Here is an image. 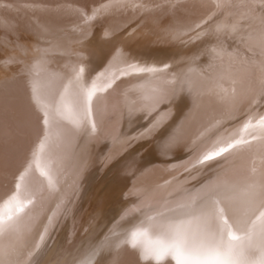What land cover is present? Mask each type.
I'll return each mask as SVG.
<instances>
[{
	"label": "bare ground",
	"instance_id": "obj_1",
	"mask_svg": "<svg viewBox=\"0 0 264 264\" xmlns=\"http://www.w3.org/2000/svg\"><path fill=\"white\" fill-rule=\"evenodd\" d=\"M171 23L180 26L191 24L196 25V28H203L204 31H201V34L199 31L194 32L192 35L193 37L190 36V33V35L188 34L195 40H197L196 38L199 39V37H202L200 35L205 37L204 35L208 33H219L229 36L232 39L235 38V41L236 39H240L249 44H258L257 48H262L260 44H264V0H0V34L15 38H19L21 35H24L26 38L30 30L38 26L47 27L49 30L50 28L51 30H55L54 28L60 29L68 27L69 29L85 26L88 28L87 31L89 30V33L86 31L88 33L87 36L92 38V41L87 44L86 42L88 41L85 40L86 42L76 47L86 48L87 46L93 45L96 48H100L98 51L101 52L100 50H103L105 45L108 44L106 34L109 33L112 35V33H114L113 36L108 35L109 38L112 37L111 39H113L108 44L109 51L117 52L122 48L124 53L132 55L134 50L132 49V43H134V41L129 42L131 35L134 34L133 36H137L142 33L143 29H146L147 33L150 34L154 41L140 49L138 54L135 53L136 55H134V58L138 60L152 59L156 57L159 52L171 53L173 50L170 46L172 45L168 43V41H174L172 42L173 45L175 41H177L175 46L179 47L180 42H178V38H185V36H180L181 31L179 29L177 30L180 31V35L174 28L171 29ZM108 26L111 27L105 29V27ZM141 27H143V29ZM40 29L42 30V28ZM67 31H73V29ZM31 32H33V30ZM87 33H84V35ZM51 34L53 33H50V36H52ZM59 34L60 33H58V35ZM67 34L69 33L67 32ZM30 35L28 36L29 38ZM42 35L43 36L40 35V38L45 37L44 34ZM60 35H62V33ZM80 35L82 34L80 33ZM87 36L85 35V37ZM226 36L223 37L226 39ZM40 38L39 40H41ZM206 39H208L207 35ZM3 40L5 41V39ZM182 40L180 41L182 42ZM195 40L192 41V43L188 41L189 45L193 46L194 49V42L200 41ZM207 41L212 44L210 39ZM11 42L12 44L9 43L13 45V41ZM216 42L217 41H215V43ZM229 42H226L228 43L227 45H229ZM68 43V40H63L62 42H58V45L66 46ZM201 43H203V41ZM204 44L207 45V43ZM234 44L235 43L232 45ZM16 45L18 46V44ZM212 45H210V47ZM3 46L5 47L6 45ZM183 46H186V44ZM36 47L43 48L41 46ZM199 47H201V45ZM221 47L223 50H226L231 46L227 47L224 43V45L221 44ZM243 47L247 48L248 45L244 43ZM253 47L255 48L256 46ZM239 49L241 50V46ZM247 50L245 51L247 52ZM261 50H263V48ZM211 51L212 50H210L209 53H211ZM245 51L244 53L247 55ZM254 51L252 53L254 56H258L259 62L257 63L262 65V70L256 69L255 71L252 64H248L245 67L244 63L242 66L238 63L239 61L230 67V64L228 65L225 61L221 64L208 67L207 70H204L206 72H202V69L201 71H193L191 75L193 82L186 87V92L189 97L201 103V109L199 114H196L193 119H189V121L185 122L184 126H181L185 128L188 127L185 129L187 133L189 130L195 131L197 129L198 131L199 129L203 131L204 128L206 129L207 127L210 129L209 127L215 115L231 106L234 108V104H239L236 106L238 108L240 104L249 102L252 94L258 91L257 89L262 85V82H264V52ZM235 52L233 54L236 55ZM67 53L68 51L66 54ZM101 53H103V51ZM230 53H232V51H230ZM239 53L241 52L239 51ZM244 53L242 52V54ZM61 56L62 55H60V57ZM211 56L212 55L209 54L207 57ZM107 57L108 56L105 58ZM95 58L96 60H94L97 62L99 57ZM188 58L191 57L189 56ZM11 60H13V57ZM106 60L104 59L103 61ZM249 60L248 58L247 61ZM82 61L84 62V60ZM95 61L91 62L95 63ZM117 62L120 63L119 61ZM112 63H114V61ZM127 63L125 62L124 65ZM84 66L82 65L81 67ZM90 66H92V63ZM105 66L102 67L106 68ZM113 66H119V64ZM98 69L99 68H97V70ZM168 69L169 68H167V70ZM83 70L84 69H82L81 72ZM103 70L104 69H101L99 71L102 72ZM120 70L121 73H123L122 69ZM90 71L92 70H89V72ZM95 71L96 70H94V72ZM73 72L74 71L71 73L73 74ZM74 73L76 74V72ZM158 74L159 72L157 75ZM78 75L79 74L76 76ZM135 75L136 74H134V77ZM152 75L151 77L145 76L144 74L138 76H142L141 79L143 80L147 79V81H151V78H157L156 74H154L155 76L153 75L154 77ZM48 76H52V74ZM117 76L118 75L115 73L111 76H104L105 78L99 76L102 78L99 80H92L94 77L92 79H88V77H80L78 79L77 77L75 78L77 80L64 79V77H61V79L57 78V80H52L51 78V80L44 85V88L42 87L40 90V109L35 113L36 116L22 122L23 126L18 135L15 134L12 135V137L10 135L8 140H4V142L1 141L2 143L0 142V256L6 255L7 258L9 257L8 259L10 261L12 258H23L29 260L27 263L32 262V260L43 253V251L53 243L55 238L59 236L58 234L62 232L67 218L74 216L77 218L80 213H82L88 200H91L90 198L95 189H97V185L102 181L103 175L106 173L112 160H115L116 149H118L117 147L119 145V134L123 126L125 127L124 124H126L125 122L127 121H124L123 118L128 120L131 119L133 116L132 112L136 106H139L138 104L141 105L142 102L148 99H154V97L158 96L154 90L149 87L145 88L143 84V86H140V84L132 85L130 82L128 84L126 80L127 83L123 82L124 79L123 81L117 79ZM49 78L50 77H48V79ZM15 79L17 80V78ZM136 79L137 78H135V80ZM138 79L140 78L138 77ZM5 82L3 81L4 85ZM15 82L17 84L18 81ZM260 88L262 89V87ZM262 91H264V89H262ZM255 98H251L250 102L254 101L253 99ZM2 101L4 100L2 99ZM260 104L262 106L264 105L262 103ZM255 107H257V105ZM242 108L244 111V107ZM142 111L144 110H140L139 113H142ZM229 111H231V109ZM236 111L237 110L233 112ZM259 111L257 113H259ZM254 113H252L253 116ZM229 115L231 117V113ZM140 116L139 114V117ZM245 118L247 119V117ZM162 120L160 119V122H162ZM233 120L234 118L231 121ZM140 123L141 122H139V124ZM144 123L145 121L143 119L142 125H144ZM149 123H151V121ZM231 123L232 122H230V124ZM217 124L219 123L217 122ZM126 125L130 124L128 123ZM166 125L167 124H165V126ZM133 126H135V124ZM11 128L14 129L13 127ZM244 129H246V127ZM218 130L221 131V128ZM212 132H214V130H212ZM133 133L135 134V131ZM215 133L217 134L218 132L216 131ZM219 133L217 135H219ZM145 134L147 135L148 132ZM185 134L170 135L169 133L167 136L158 137L154 141L153 146L158 159L162 161L175 155H180L192 141L195 142L197 140L195 134H191L190 136ZM252 134L253 133H250V135ZM238 135L241 136L240 133ZM262 136L260 135V138L253 136L256 140H253L251 143L249 142L252 140H249L246 145L242 143L244 141L238 140L237 138V141H241L240 143L243 145H238L239 147H236L234 144L236 143L235 141L232 143L235 147L231 145L233 147L231 148L227 145L226 147L230 149H227L224 154L216 156L215 159L212 160V166L206 170L207 172L205 171L206 173H203L202 176L200 174L197 181L189 187L185 186L184 189L173 188L169 189L167 192L164 191L165 193L160 191V194L162 192V196L153 197L155 200L150 198L149 202H151V200L153 201L150 204L143 197L140 199L137 197L138 200H134L135 203L133 206L130 205L131 201L128 203L123 199L124 202H127L125 205L127 206L129 204L130 206H127L125 209L121 210V212L117 211V213L119 212L118 215L115 214V211L114 214L116 216L113 220L117 222L114 223L113 226L112 222L106 224L107 227L98 233V238L100 239L97 249L98 252L95 262H93V260L91 262L93 264H264V215H262V213H264V137ZM206 137L209 136L206 135ZM214 137L216 138L217 136L214 135ZM242 137H245V135ZM145 139L143 140L147 142ZM209 139L212 138L209 137ZM209 139H206V142L208 141L209 143ZM204 141L205 140H203V143ZM221 141H218V143ZM54 145L56 155L52 157L48 150L52 149ZM131 145H133V143ZM205 145L207 144L205 143ZM141 146L140 149H142ZM203 146L204 145H202L201 148ZM124 147L127 148V146ZM133 152H135V150ZM137 153L139 152L137 151ZM205 153L204 151V155L206 156ZM202 154L201 152L200 159L202 158L204 161ZM143 155L141 156L144 157ZM187 155L189 156V154ZM198 155L200 156V154ZM190 157L188 158L190 159ZM196 158H198V156ZM133 160L137 162L138 158ZM150 160L152 159L150 158L149 162H151ZM196 162L197 161L194 163ZM151 163L153 164V162ZM194 163L191 165H194ZM188 164H186V166ZM149 165H147V168H149ZM179 165L183 166L182 164ZM155 169L158 170L159 168ZM169 169L167 168V170ZM157 170H155L156 173L162 171L160 169L159 171ZM135 173H137V171ZM142 173L143 172H141V174ZM164 173L166 175L165 171ZM160 178L161 177H159V180ZM143 182V184L146 183L145 181ZM126 184L127 183L124 185ZM151 185H153V182H151ZM142 187H140V189ZM178 187L179 186H177V188ZM156 188L155 191H157ZM161 188L163 187L161 186ZM151 189H153L152 186ZM151 189L149 188L146 191L142 190L144 193L141 195L145 197V193L149 192ZM157 189L159 190V187ZM136 191L138 192L139 190ZM136 196L138 195L135 194L134 197ZM148 196L150 197L151 195H147V198H149ZM222 196H227L231 204V210L225 208L224 212V220L227 226L223 224L218 226L212 217L206 219L203 215L210 199L213 197L221 199ZM126 199H128V197ZM119 207L121 209L123 206ZM220 207H225L223 200H221ZM115 209H117L116 206ZM233 215L240 222L239 227L233 223L231 218ZM111 217L112 216L109 218L112 219ZM118 223L121 226H118ZM72 226L73 224L71 227ZM72 228H74V226ZM133 233H135L134 238ZM133 243L135 247L132 246ZM142 255H146L149 258L147 260L142 259ZM157 256L160 258L156 259L155 257ZM14 263L16 264V262Z\"/></svg>",
	"mask_w": 264,
	"mask_h": 264
},
{
	"label": "rangeland",
	"instance_id": "obj_2",
	"mask_svg": "<svg viewBox=\"0 0 264 264\" xmlns=\"http://www.w3.org/2000/svg\"><path fill=\"white\" fill-rule=\"evenodd\" d=\"M170 25H171L170 26L171 29L174 28V30L178 31L177 32L178 34L181 31V33H180L181 35L179 34L181 37L185 36V38L183 37L184 39L178 38V42H180L179 47L175 46L177 41H175L174 45L172 43L174 41H172V42L168 41V43H170L172 45V46H170V48L173 50L171 53L170 52L169 53L159 52L156 57H153L152 59H146V60H138V59L134 58L135 57L134 55H136L135 53L138 54L140 49L151 44L154 41L153 38L150 36V34L147 33L146 29H143V27H141L143 29L141 34H139L137 36H133L134 35L133 34V35H131V39L129 40V42L134 41V43H132V45H133L132 49H134L132 55L124 53V50H122V48L119 49L117 52L109 51L108 44H109V42H111L113 40V39H111L112 37L111 38L108 37V35H110L109 33L106 34V38H108V39H106L108 44L105 45L103 50H100L101 52L103 51V53L98 51L100 48H98V47L96 48L93 45L87 46L86 48L76 47V46H79L80 44H82L83 42L88 41V42H86L88 44V43H91V41H92V38H89L87 36L89 33V30L87 31L88 28H86L85 26L77 27L79 29H77L75 27L77 31L75 30V28H69L71 30L73 29V31H67V30H69L68 27L67 28H60L61 31L59 28H54L55 30H57V31H55L53 29L51 30V28L49 30L47 27H44V26H41V27L38 26L35 28L31 27L32 29L29 32V35L31 34L30 38L28 37L29 35H27L26 38L24 37V35H21L22 37L20 36L19 38H15V37L5 36V35L0 34V139H1L0 142L1 141L4 142V140H8V138H10L9 137L10 135H11V137H12V135H15V134L18 135V133H20L22 126H23L22 122L24 120L27 121V120L31 119L32 117L36 116L35 113H37L38 110L40 109V107H39V104L41 101L40 90L42 87L44 88V85L47 82H49L51 80V78H52V80H57V78L61 79V77H64V79L77 80V79H75L77 77H78V79L80 77L81 78L88 77V79H90V78L92 79L94 77L92 80H99V79H102L104 76L105 77L109 76V75L111 76L112 74L115 73L116 75H118L117 79H120L122 81L124 79L123 82H125V83L128 82V84L130 82V84H132V85H136V84H138V85L140 84V86L144 85L145 88L149 87L150 89L154 90V92H156V94L158 95L157 97H154V99H150V100L148 99L145 102H142L141 105L138 104L139 106H136L132 112L133 116L131 117V119L128 120L126 118H123L124 121L127 120L125 123L126 124L129 123L130 125L124 124L125 127L123 126V129H121L120 134H119L120 138L118 141L119 145L117 147L118 149H116V156L114 157L115 160L114 159L112 160V163L110 164L106 173L103 175L104 177L102 178V181L97 185V187H96L97 189H95L92 197L90 198L91 200H88L85 207L83 208L82 213H80L81 216L79 215L77 218L75 216L70 217L71 219L68 217L65 224H64V227L62 229V232L60 234H58L59 236H57V238H55L53 243H51V245H49L45 249V251H43V253L38 255V257L35 256L36 258L34 257L35 259L32 260V262L27 263V261H29V260L28 259L25 260L23 258H21V259H14V258L11 259L10 258L11 259V261H10L8 259L9 257L7 258L6 255H4V256L2 255V256H0V264H15L14 262H16V264H20V263L21 264H93L91 261L93 260V262H95V258L97 256V252H98L97 251L98 244H99V240H100L98 238V233L102 229H105L107 227L106 224H109L110 222H112L113 224L112 223L111 224L113 226L114 223L117 222L116 220L115 221L113 220V218L116 215H118V213H119V212L117 213V211L121 212V210L125 209L127 206H130V205L133 206L135 201H136L135 199H137V197L139 199L141 197H143L150 204L151 202H153L152 200H155L154 198H156V196L157 197L162 196V192L165 193L169 189H173V188L174 189L175 188L176 189H180V188L184 189L185 186H187V187L191 186L192 184H194L197 181V178H199L200 174L202 176V174L203 173L205 174L207 172L206 170H208V168H210V166H212V164H213L212 160H214L215 157L217 156V155H215L216 152H222L220 155L224 154L226 151H220V150L221 149H230V148H227L226 146L228 145V147H229V145H233L232 143H234V141L236 142L234 144L237 147L238 145L239 146H241L243 144L246 145V143L249 142V140H252L249 143L253 142V140H256L254 137L260 138V135L261 136L263 135L262 137H264V105L262 106L260 104V103L264 104L263 103L264 102V91H262V89H264V84H263L264 82H262V85L260 86V87H262V89L259 87L257 89L258 91L256 90L258 93L255 92L251 96V98H253V97L257 98V99L256 98L253 99L254 101L256 100L255 102L254 101L250 102V100H251V98H250L249 102H247L245 104H240V106H238V108L236 106L239 104H236V105L234 104V108H233V106H231L230 108L223 110L222 112H220L221 114L218 113L217 115H215L213 117L212 123L209 127L210 129H208V127L206 129L204 128L203 131H200L198 129L199 132L197 131V129L195 131L189 130L187 133L185 129L188 127H186V128L181 127V126H184L185 122L189 121V119L191 120L194 118V116H196V114H199L200 109H201V103H199L197 100L189 97L187 95V92H186V90H187L186 87L191 85V83L193 82L192 81L193 79L191 78L193 71H195V70L201 71V69H202V72H206L204 70H207L208 67L213 66L215 64H221L225 61H226V63H228V65L230 64L229 65L230 67L233 66L234 63L239 61L238 63H240L242 66L244 65V63H245V65H244L245 67L248 64H252L253 68H255V71H256V69L262 70V65L257 63V62H259L258 56H254L252 52L255 50L257 52L263 53L264 52L263 51L264 50V44H260V46H262V48H263V50H261L262 49L261 47L257 48L258 44H255V45L249 44L248 42H245V41L243 42V40H240V39H238V40L236 39V41H235L234 40L235 38L232 39L229 36L219 34V33H215V34L214 33H208V34L204 35L205 37H203V35H200L202 37H199V39L196 38L197 40H200V41L196 42L198 44H196L194 42L195 49L198 48L197 50H195L193 46L189 45L188 41L189 42L191 41L190 43H192V41L195 40L194 38H192L193 33L196 31L197 32L199 31L201 34L202 33L201 31H204L203 28H196V25H191V24L190 25L185 24V25L180 26V25L171 23ZM178 26H179V28H178ZM43 27L48 33L43 29ZM110 27L111 26L105 27V29H109ZM184 27H186L189 31ZM40 28H42L43 31ZM177 29H179L180 31ZM32 30H33V32H31ZM52 31H54V32H52ZM58 31H60V32H58ZM62 31H64V32H62ZM45 32L48 34V36ZM67 32L69 34H67ZM76 32L78 35L76 34ZM41 33L44 34L45 37L40 38V35L43 36ZM50 33H53V34H51L53 37L50 36ZM58 33H60V34L62 33L63 36L60 34L58 35ZM65 33H66V35H65ZM80 33L83 36L80 35ZM84 33H87L85 35L88 38L85 37ZM113 34L114 33H112V35H110V36H113ZM188 34L192 37H190ZM36 35H37L38 39L36 38ZM206 35H207L208 39H206ZM209 36H210V38H209ZM223 36L224 37L226 36V39ZM83 37H85L86 39ZM39 38L41 40L43 38V40L41 41V40H39ZM212 38H214V39H212ZM3 39H5V41ZM44 39L45 40L47 39V40L45 41ZM209 39H210L211 43L214 44L215 46L210 44L209 41H207ZM63 40L64 41L68 40L69 43L66 46L58 45V42H62ZM180 40H182V42H184V43L186 42L185 43L186 46H183L185 44L182 43ZM197 40H195V41H197ZM214 40L217 42L215 43ZM6 41L7 42L9 41L11 44H12L11 41H13L14 46L11 45L9 42L7 43ZM202 41H203V43H201ZM227 41L228 42L230 41L229 45H227L228 44V43H226ZM222 42H224L227 47H229V46H231V47L227 48L226 50L225 49L223 50V48L221 47V44L224 45V43H222ZM204 43H207V45ZM233 43H235L234 44L235 46L232 45ZM244 43H246L248 45L247 48L243 47ZM16 44H18V46ZM70 44H72V45H70ZM236 44L238 47L236 46ZM3 45H6V46L4 47ZM188 45H189V47H188ZM200 45H201V47H199ZM210 45H212V46L210 47ZM239 45L241 46V50L239 49V47H240ZM36 46H41L43 48H37ZM135 46H136V48H135ZM181 46H183V47H181ZM253 46H256L255 47L256 49ZM217 47H219V48H217ZM249 47H252V48H249ZM184 48H185V50H184ZM242 48H244V49H242ZM82 49H84V50H82ZM179 49L182 51H180ZM251 49H254V50H251ZM259 49H260V51H259ZM210 50H212L211 53H209ZM217 50H218V52H217ZM221 50H222V52H221ZM245 50H247V52ZM60 51H63V52H60ZM67 51H68V53L66 54ZM230 51H232V53H230ZM239 51L241 53H239ZM244 51L247 53V55L244 53ZM96 52L98 55L96 54ZM180 52H181V55H180ZM186 52H188V53H186ZM223 52H225L226 54ZM234 52L236 53V55L233 54ZM242 52L244 54H242ZM57 53H59L62 56L60 57V55ZM111 54H113V55H111ZM184 54H185V56H184ZM209 54H211L214 57H212V56L207 57ZM241 54H242V56H241ZM55 55H57L58 57ZM93 55H95V56H93ZM102 55H103V57H102ZM109 55L112 56L113 58L110 57ZM106 56H108L109 58L108 57H107L108 59L105 58ZM189 56L191 58H188ZM245 56L248 57L250 60L247 61L248 58H246ZM253 56H254V58H253ZM10 57L11 58L13 57V60H11ZM95 57H99L98 58L99 60H97V62L95 61L96 60ZM226 57H227V59H226ZM241 57H243V58H241ZM244 57H245V59H244ZM178 58L181 61V63L178 60ZM224 58H225V60H224ZM235 58H236V60H235ZM104 59L105 60L107 59V60L103 61ZM116 59H117V61H119L123 65L118 63L116 61ZM122 59H124V60H122ZM231 59H233V60H231ZM41 60H42V62H41ZM82 60H84V62ZM90 60L93 62L95 61V63L91 62ZM113 61H114V63H112ZM177 61H179V62H177ZM80 62H82V63H80ZM125 62L126 63L128 62V63L124 65ZM246 62H248V63H246ZM91 63H92V66H90ZM115 63L119 64V66H113V65H116ZM87 64H90V65H87ZM82 65L83 66L85 65V66L81 67ZM93 65H94V67H93ZM108 65H109V68H108ZM175 65H176L177 69H176ZM40 66H42V67H40ZM102 66L103 67L105 66L106 68H103ZM96 67L99 69L97 70ZM256 67H258V68H256ZM85 68H87L88 71ZM107 68L109 69V71ZM164 68H165V70H167V68H169V69L167 71H165ZM35 69H36V71H35ZM82 69H84L83 70L84 72L83 71L81 72ZM101 69H104V70L102 72H100L99 70H101ZM112 69H113V71H112ZM120 69H122L123 73H121ZM170 69H172V70H170ZM89 70H92V71H90L91 73L89 72ZM94 70H96L97 72L96 71L94 72ZM119 70H120V73H119ZM130 70H132V71H130ZM72 71L76 72V74L74 72L72 74L71 73ZM78 72H80V73H78ZM92 72H93V75H92ZM105 72H107V73H105ZM110 72H111V74H110ZM158 72H159V74L157 75ZM67 73H68V75H67ZM86 73H88V74H86ZM94 73H95V75H94ZM22 74H23V76H22ZM51 74H52V76H48ZM62 74H64V75H62ZM70 74H72L73 76ZM77 74H79V75L76 76ZM134 74H136L135 77H134ZM140 74H144L145 76H150V77L152 74L153 75L156 74L157 78L156 79L151 78L152 79L151 81L150 80L147 81V79H144V80L141 79L142 76H138ZM161 74H162V76H161ZM56 75H58V76H56ZM99 76L102 78H100ZM132 76H133V80H132ZM48 77H50V78L48 79ZM138 77L140 79H138ZM15 78H17V80ZM135 78H137V79L135 80ZM43 79H44V81H43ZM7 80H8V82H7ZM3 81L4 82L6 81L5 85H4ZM15 81H18L17 84ZM185 82H186V85H185ZM18 83L20 84V86ZM5 97H7V98H5ZM2 99L4 101H2ZM256 102H257V104H256ZM251 103H252V105H251ZM256 105H257V107H255ZM242 107H244V111H243ZM254 107L256 110L254 109ZM261 107H262V109H261ZM139 109L144 110V111L146 110V111L145 112L142 111V113H139L140 112ZM147 109H148V112H147ZM230 109H231V111H229ZM259 109L261 112L259 111ZM232 110L233 111L237 110V111L233 112ZM247 110H249V111H247ZM253 110L256 113H254ZM258 111H259V113H257ZM251 112L254 113V116ZM146 113H148V114H146ZM230 113H231V117L229 115ZM236 113H238V114H236ZM139 114L141 115L140 116L141 119L143 118L147 125L145 123H144V125H142L143 119L142 120L140 119ZM221 115L223 117L224 116L225 117L223 118ZM249 116H250V118H249ZM251 116L253 117V119ZM26 117H28V118H26ZM240 117H242V118H240ZM245 117H247V119ZM145 118H146V120H145ZM147 118L148 119L150 118V119L148 120ZM233 118H234V120L231 121ZM160 119L161 120L163 119L162 122H160ZM227 119H228V121H227ZM235 119H236V122H235ZM249 119L250 120L252 119V120L250 121ZM15 120H18V121H15ZM215 120L219 124H217V122ZM150 121H151V123H149ZM242 121H243V123H242ZM139 122H141V123L139 124ZM154 122L155 123L157 122L156 123L157 126L155 125ZM222 122L224 125L222 124ZM230 122H232V123L230 124ZM245 122H246V124H245ZM163 123H164V125H163ZM238 123H240V124H238ZM134 124H135V126H133ZM165 124H167V125L165 126ZM243 124L245 125L246 129H244L245 127ZM153 125H155V126H153ZM147 126H148V128H147ZM158 126H159V128H158ZM212 126H215V127H212ZM11 127H13L14 129H12ZM144 127H146V128H144ZM154 127H157V128H154ZM9 128H10V130H9ZM214 128H216L217 130ZM220 128H221V131L218 130ZM154 129H156V130H154ZM212 130H214V132H212ZM134 131H135V134L133 133ZM216 131L218 133L220 132L219 135H217L218 133L217 134L215 133ZM126 132H128V133H126ZM139 132H140V134H139ZM144 132L145 133L148 132V134L146 135ZM238 132L240 133L241 136L238 135L239 134ZM169 133H170V135H177V134L183 135V134L187 133V134H185L187 136H190L191 134H195L197 136V140L195 142L192 141L190 143V145H188L187 148L180 155H175L173 157H170V158H167V159H164L161 161L160 159H158L156 152L154 150V147H153L154 141L160 136L169 135ZM250 133H253V134L250 135ZM205 134L207 136L211 137L212 139H209V137H206ZM145 135H146V137H145ZM214 135L217 137L215 138ZM244 135H245V137H242ZM251 136H252V138H251ZM201 137H202V139H201ZM239 137H240V139H239ZM140 138H142V139L140 141H138ZM145 138H147V139H145ZM205 138L207 140L209 139L211 142L210 141H209V143H208V141L206 142ZM237 138H238V140L244 141V142H242L243 144L240 143L241 141H237ZM135 139H136V141H135ZM143 139L147 140V142L144 141ZM148 139H149V142H148ZM131 140H132V142H131ZM151 140H152V142H151ZM203 140H205L204 143H203ZM221 140H223V141H221ZM142 141H144L143 142L144 146H143V143H141ZM214 141H216V142H214ZM218 141H221V142L218 143ZM132 143H133V145H131ZM205 143L207 145H205ZM199 144H201V145H199ZM218 144H220V145H218ZM150 145L153 147V149ZM202 145H204V146L201 148ZM235 145H233V146L235 147ZM124 146H127V148ZM140 146L142 149H140ZM145 146H146L147 150L145 149ZM207 146H208V148H207ZM214 146H215V149H214ZM132 148H136V149H132ZM231 148H233V147L231 146ZM130 149L132 150V152ZM212 149H214V150H212ZM129 150L131 153L129 152ZM134 150H135V152H133ZM210 150H212V151H210ZM137 151L140 154L137 153ZM196 151H198V152H196ZM204 151L206 152L205 153L206 156H212L213 158L212 159H205L206 156L204 155ZM48 152H50L49 153L50 156L55 157V155H56L55 145L52 149H49ZM201 152L203 153L202 157H204V161L202 158L200 159ZM143 154H145V155H143ZM187 154H189V156ZM198 154H200V156ZM137 155H138V157H137ZM141 155H143L144 157H142ZM140 156L143 159V163H142V159ZM197 156H198V158H196ZM146 157H148V158H146ZM149 157L152 159L150 161L153 162V164L151 162H149V159H150ZM182 157H183V159H182ZM188 157H190V159ZM137 158H138V161L136 160L137 162H135L133 159H137ZM153 158L156 160V162ZM178 159L180 160L181 163L179 162ZM127 160H129V161H127ZM198 160H199V162H198ZM123 161H125V162H123ZM195 161H197V162L194 163ZM138 162H139V164H138ZM183 162H185V163H183ZM174 163H176V164H174ZM192 163H194V165H191ZM122 164H123V166H122ZM140 164L141 165L143 164L142 165L143 167ZM179 164H182L183 166H181ZM186 164H188L189 166L188 165L186 166ZM129 165H130V167H129ZM147 165H149V168H151V169L147 168L148 167ZM164 165H165V167H164ZM140 166H141V168H140ZM132 167H134V168H132ZM169 167H170V169H169ZM172 167H174V168H172ZM137 168H139V169H137ZM155 168H159L160 170H162V171H160L162 173H164V171H165L166 175H165V173L164 174H162L160 172L156 173L155 170H157V169H155ZM163 168H164V170H163ZM167 168L169 170H167ZM124 169H125V171H124ZM134 169L137 171V173H135L136 171ZM159 169L157 171H159ZM165 169L167 171H170V172H167ZM126 170H128V171H126ZM181 170H183V171H181ZM140 171L143 173L141 174ZM132 175H135V176H132ZM157 175H158V177H157ZM120 177H122V178H120ZM159 177H161L160 180H159ZM156 178H158V179H156ZM124 179H125V181H124ZM143 181H145L146 183L143 184L144 183ZM150 181L153 182V185H151ZM125 183H127L126 184L127 186L124 185ZM122 184H123V186H122ZM187 184H189V185H187ZM119 185H120V187H119ZM167 185L169 186V188ZM142 186H145V187H142ZM151 186L153 187V189H151ZM161 186L163 188H161ZM177 186H179V187L177 188ZM180 186H182V187H180ZM140 187H142V188L140 189ZM156 187L157 188L159 187V190ZM149 188L151 190L149 192H146L147 194L145 193V197L142 196L141 194L144 193L143 191H146ZM155 188L157 191H155ZM160 189H162V190H160ZM136 190H139V191L141 190V191L139 193V191L137 192ZM160 191H162L161 194H160ZM149 193H151V194H149ZM135 194L138 196L134 197ZM128 195L131 197H129ZM147 195H151V196L150 197L148 196L149 198H147ZM127 197H128V199H126ZM150 198H152L151 202H149ZM123 199L126 200L128 203L131 201L130 202L131 204L130 205L128 204L126 206L125 204H127V202L125 201L126 202L125 203ZM129 199H132L133 201L129 200ZM122 201H123V203H122ZM115 206L117 209H115ZM119 206H123L124 208L121 207V209H120ZM114 212L116 215L114 214ZM110 216H112L111 217L112 219L109 218ZM74 218H75V220H74ZM70 221H71V223H70ZM69 224H71V225L73 224L74 228H72L73 226L71 227V225H69ZM118 226H121V225L118 223ZM65 235H67V236H65ZM22 261H24V262H22Z\"/></svg>",
	"mask_w": 264,
	"mask_h": 264
},
{
	"label": "snow or ice",
	"instance_id": "obj_3",
	"mask_svg": "<svg viewBox=\"0 0 264 264\" xmlns=\"http://www.w3.org/2000/svg\"><path fill=\"white\" fill-rule=\"evenodd\" d=\"M229 147H231V145H229ZM221 151H227V149H222ZM221 152H216L215 155H220ZM212 156H206L205 159H212ZM221 200H223L225 207L221 208L220 207V203ZM225 208H228L229 210H231V204L230 201L228 199L227 196H222L221 199H216L215 197H213L212 199H210V201L208 202V205L206 207V209L204 210L203 215L205 216V218L207 219L208 217H212L217 225H226V221L224 220V212H225ZM262 215H264V213H262ZM233 223L237 225V227L240 226V222L235 218V216L233 215L232 217ZM229 232H230V228H229ZM135 236V233H133V238ZM235 238V237H233ZM133 247H135V244L133 243L132 245ZM142 259L147 260L149 257L146 255H142L141 257ZM156 259H159L160 257H155Z\"/></svg>",
	"mask_w": 264,
	"mask_h": 264
}]
</instances>
